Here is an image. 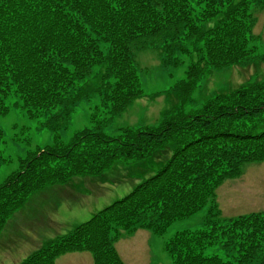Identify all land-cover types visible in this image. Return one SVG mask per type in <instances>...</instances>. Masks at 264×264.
Returning <instances> with one entry per match:
<instances>
[{"label":"trees","instance_id":"obj_1","mask_svg":"<svg viewBox=\"0 0 264 264\" xmlns=\"http://www.w3.org/2000/svg\"><path fill=\"white\" fill-rule=\"evenodd\" d=\"M254 3L262 0H0V114L13 108L36 129L58 133L51 144L26 148L0 183V228L44 185L170 152L131 192L21 264H53L56 254L83 247L97 264H122L113 248L119 237L136 229L161 235L213 198L233 165L264 155V80L186 107L207 72L256 57ZM155 45L163 64L185 65L165 88L178 103L156 126L110 135L109 120L143 93L132 53ZM91 96L89 125L62 139L58 123ZM2 135L0 127V145ZM243 217L175 232L165 243L172 264H264V214Z\"/></svg>","mask_w":264,"mask_h":264},{"label":"rangeland","instance_id":"obj_2","mask_svg":"<svg viewBox=\"0 0 264 264\" xmlns=\"http://www.w3.org/2000/svg\"><path fill=\"white\" fill-rule=\"evenodd\" d=\"M251 16L252 33L256 36V57L247 64L229 65L207 72L201 77L199 87L189 97L186 103L187 108L198 107L213 95L230 91L238 85L264 80V0L258 5L255 3L251 5ZM155 46L154 48L137 46L138 49L133 51V62L141 79L143 93L141 97L133 99L123 112L109 120L104 130L110 135H116L120 129L125 127L156 126L168 111L167 109L172 104L178 103V97L168 93L165 88L182 77L183 71L181 67L175 68L172 62L160 64L159 48L158 45ZM87 101L88 103L85 100L80 101L70 117L58 123V132L62 139H70L74 132L89 125V115H92L93 110L91 107L97 103V98L91 96ZM35 125L34 118L20 114L13 108L3 115L0 114V127L3 129L0 164L5 166L2 173L0 170V183L5 176L18 168L19 157L25 155L26 148L29 151H35L36 148L51 144L55 134H58L53 132L54 129L51 126L36 129ZM27 126L31 134L26 133ZM169 156L170 152L164 149L155 152L153 157L136 164L122 165L121 168H117L118 166L114 163L112 170H115L105 176H71L62 183L44 185L32 193L19 208L11 212L0 228V235L7 224L12 223L13 220V224L8 228L9 233L30 229L29 227L41 228L37 222L38 217L33 215L34 210H55L59 204L57 201L55 206V199H66L71 203L88 208V205L97 203V199L102 196L104 186L111 187L113 192L114 189H119V185L126 182L129 183L126 191L131 188L133 190L137 182L165 163ZM232 168V173L228 177H223L218 181L213 198L209 199L199 210L190 216L172 222L161 235L150 234L144 238L145 241L148 240L144 246V253L145 256L150 255L151 264H172V259L165 250V243L177 231L204 228L210 221L227 224L251 213L264 214V155L250 159L246 164H237L236 167L233 165ZM70 181L74 183L72 189L53 196L49 194V188L68 186ZM80 181L83 183L84 191L76 190ZM98 182H107V184H98ZM48 189V192L43 193ZM115 196L105 205L112 202ZM85 201L88 203L84 204ZM105 205L98 204L97 207L103 209ZM90 216L91 214H88L87 217ZM31 218L34 219L31 220ZM38 235H42V232ZM134 239L139 238L137 236ZM3 242L5 241L0 240V244ZM37 250L27 256L30 257L34 252H38ZM127 262L136 264L134 258Z\"/></svg>","mask_w":264,"mask_h":264},{"label":"crops","instance_id":"obj_3","mask_svg":"<svg viewBox=\"0 0 264 264\" xmlns=\"http://www.w3.org/2000/svg\"><path fill=\"white\" fill-rule=\"evenodd\" d=\"M88 178V177H87ZM80 180L86 178H78ZM91 182V181H90ZM79 186L76 187L80 191H84L82 181L79 182ZM98 184H107V182H98ZM129 183H123L119 185V189H114L112 192L111 187L104 186L103 191L97 199V203L88 205V208L80 206L76 203H71L66 199H55V206L57 201H59L58 206L55 210H34L33 215L38 217V224L41 228L36 229L29 227L30 229L15 231L9 233L8 228L12 223L7 224V227L0 235V240L5 241L0 244V264H18L27 255L37 250L46 241L52 240L54 238L60 237L71 231L78 224L83 222L85 218H88V214H93L100 207L99 204L103 206L108 202L113 196L121 194L126 191ZM68 186L62 185L61 187L49 188V194L51 196L65 192L68 189L74 187L73 181H70ZM45 190L43 193L49 191ZM78 191V190H77ZM88 203L85 201L84 204ZM22 217V215H20ZM34 218H31L33 220ZM42 232V235H38ZM22 234V235H21ZM143 237H140V236ZM144 231H136L132 236L120 239L116 242L115 248L118 256L121 258L123 264H128L127 260L136 261V264H151V257L145 256V248L148 240H144L148 236ZM139 239H134L137 237ZM127 246L132 247L129 249ZM12 249V251L10 250ZM54 264H97L95 262L94 256L90 249L88 248H73L67 249L61 253H58L57 257L54 259Z\"/></svg>","mask_w":264,"mask_h":264}]
</instances>
